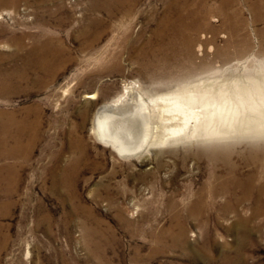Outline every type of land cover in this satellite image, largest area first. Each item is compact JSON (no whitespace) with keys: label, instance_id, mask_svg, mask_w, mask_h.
<instances>
[{"label":"rangeland","instance_id":"rangeland-1","mask_svg":"<svg viewBox=\"0 0 264 264\" xmlns=\"http://www.w3.org/2000/svg\"><path fill=\"white\" fill-rule=\"evenodd\" d=\"M224 1L133 0L113 9L108 0H0L8 92L0 111L39 118L26 138L28 156L0 160L18 180L9 194L0 183V264H264V196L235 202L239 189L208 191L216 185L210 146L245 141L119 154L94 123L101 105L126 89L146 98L264 68L260 0ZM166 15L187 24L192 55L182 43L160 48L153 34ZM43 45L51 52L39 67L35 51ZM189 60L201 72L183 79Z\"/></svg>","mask_w":264,"mask_h":264},{"label":"bare ground","instance_id":"bare-ground-1","mask_svg":"<svg viewBox=\"0 0 264 264\" xmlns=\"http://www.w3.org/2000/svg\"><path fill=\"white\" fill-rule=\"evenodd\" d=\"M2 1L9 6L26 0ZM130 2L133 0H108V8L124 9ZM224 2L228 3L226 0ZM256 6L258 9L264 7V0H260ZM186 28L187 24L180 16L174 20L171 15H166L159 20L153 35L158 39L160 48L171 50V46L182 43L189 51L186 54L190 55L193 39L186 35ZM98 37L95 35L94 39ZM13 42L17 46L21 44L17 39ZM35 52L38 53L35 64L42 67L51 51L48 45H43ZM187 63L185 67L201 68L191 60ZM191 68L185 70L183 79L200 75L201 70L193 74ZM249 68L245 67V73L229 80H219L217 77L206 83L202 77L198 79L200 82L180 90L177 88L175 92L146 98L129 87L113 102L101 105L94 119L97 134L119 154L129 155L147 152L155 146L191 140L206 143L243 140L245 143H237L238 146L232 149L222 148L221 144L220 148L210 146L212 153L207 155V160L211 165L210 176L216 185L208 186V191L215 195L233 193L239 189L235 202L250 198L253 192L259 200L264 196V68L259 71ZM162 73L160 70L158 74ZM6 77V73L0 75V94L7 92L2 90L5 85L2 81ZM93 95L86 94V97L92 98ZM38 129L37 115L30 117L26 114L17 118L13 112L0 111V160L14 159L16 155L27 157L31 143L26 138ZM232 156L237 161L231 160ZM238 163L249 168V172L242 174ZM14 169L8 163L0 165V183L8 187V190H1L6 194L13 191L18 181Z\"/></svg>","mask_w":264,"mask_h":264}]
</instances>
